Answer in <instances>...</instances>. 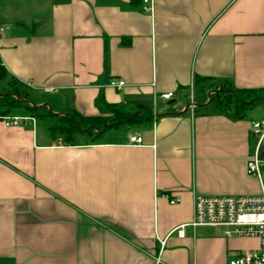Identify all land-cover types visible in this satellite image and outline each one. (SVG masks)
<instances>
[{"label": "crops", "instance_id": "1", "mask_svg": "<svg viewBox=\"0 0 264 264\" xmlns=\"http://www.w3.org/2000/svg\"><path fill=\"white\" fill-rule=\"evenodd\" d=\"M234 90L264 91V0H0V264H155L164 238V264L259 249L170 234L197 195L262 193L264 113H231Z\"/></svg>", "mask_w": 264, "mask_h": 264}, {"label": "built area", "instance_id": "2", "mask_svg": "<svg viewBox=\"0 0 264 264\" xmlns=\"http://www.w3.org/2000/svg\"><path fill=\"white\" fill-rule=\"evenodd\" d=\"M141 7L144 12L153 13L154 0H141ZM110 84L120 89L125 85V81L113 80ZM173 96V92H165L160 98L169 100ZM23 119L35 120L34 117L5 116L4 122L8 126H18ZM251 129L258 140L256 151L247 162V173L263 180L264 152L261 151V146L264 140V119L253 121ZM129 143L142 144L143 137L138 134L131 135ZM180 201L181 197L178 195L170 198L171 204ZM187 226H219L223 228V233L227 237L258 238L259 249L237 254L229 260V264H264V185L259 195H197L194 200L193 220L176 226L170 234L177 233L179 236H184ZM166 240V238L159 239L160 248L155 264H164L161 256Z\"/></svg>", "mask_w": 264, "mask_h": 264}, {"label": "rangeland", "instance_id": "3", "mask_svg": "<svg viewBox=\"0 0 264 264\" xmlns=\"http://www.w3.org/2000/svg\"><path fill=\"white\" fill-rule=\"evenodd\" d=\"M262 96H264V91L263 92H260V91H256V92H252L250 94H246L243 98H245L243 101L241 100L240 102L239 101H230V98L228 99L227 103L229 102V107H228V110L233 113L234 115L238 116L242 113H245V112H254L255 110L258 111L259 115H262V113H264V101H258L256 102V104L251 107H249V110H247V107H248V104L252 101H254L255 99L257 98H261ZM214 102H216V99H218L219 97L217 96H214ZM222 98H224V95L222 96ZM233 100V99H232ZM262 106V108L259 109H256L258 106ZM263 110V112L261 111ZM33 112L37 114V111L34 109ZM47 119L45 118H39V123H42V122H45ZM127 128V127H126ZM123 130L125 132H127V129H121V132H123ZM262 152H264V141H263V145H262Z\"/></svg>", "mask_w": 264, "mask_h": 264}, {"label": "trees", "instance_id": "4", "mask_svg": "<svg viewBox=\"0 0 264 264\" xmlns=\"http://www.w3.org/2000/svg\"><path fill=\"white\" fill-rule=\"evenodd\" d=\"M252 92H256L255 90H234V97L236 101H243L245 98H243L246 94H250ZM103 99V97H102ZM263 181H264V176H263Z\"/></svg>", "mask_w": 264, "mask_h": 264}]
</instances>
